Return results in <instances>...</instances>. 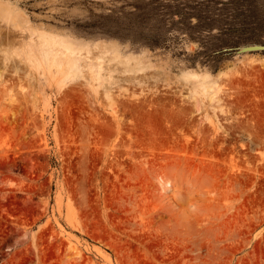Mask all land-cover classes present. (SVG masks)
Masks as SVG:
<instances>
[{
    "label": "rangeland",
    "instance_id": "obj_1",
    "mask_svg": "<svg viewBox=\"0 0 264 264\" xmlns=\"http://www.w3.org/2000/svg\"><path fill=\"white\" fill-rule=\"evenodd\" d=\"M264 0H0V264H264Z\"/></svg>",
    "mask_w": 264,
    "mask_h": 264
},
{
    "label": "bare ground",
    "instance_id": "obj_2",
    "mask_svg": "<svg viewBox=\"0 0 264 264\" xmlns=\"http://www.w3.org/2000/svg\"><path fill=\"white\" fill-rule=\"evenodd\" d=\"M241 51L244 52V51H250V50H254V49H262L260 46H255L254 45H246V46H242L240 47Z\"/></svg>",
    "mask_w": 264,
    "mask_h": 264
},
{
    "label": "water",
    "instance_id": "obj_3",
    "mask_svg": "<svg viewBox=\"0 0 264 264\" xmlns=\"http://www.w3.org/2000/svg\"><path fill=\"white\" fill-rule=\"evenodd\" d=\"M254 45V44H253ZM255 46H260L262 49H254V50H263L264 49V46H262V45H256L255 44ZM253 50V49H252Z\"/></svg>",
    "mask_w": 264,
    "mask_h": 264
}]
</instances>
